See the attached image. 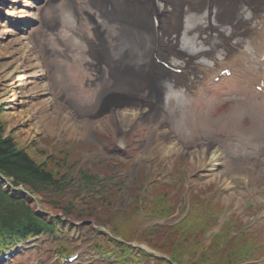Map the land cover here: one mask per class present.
Here are the masks:
<instances>
[{"label":"rangeland","instance_id":"374dc122","mask_svg":"<svg viewBox=\"0 0 264 264\" xmlns=\"http://www.w3.org/2000/svg\"><path fill=\"white\" fill-rule=\"evenodd\" d=\"M19 1L20 0H10L5 2L4 0H0V31L1 29H10L19 35V29L27 28L26 33L30 40L29 47L32 52L34 51V53L37 54L41 66L45 69V74L42 75V79L50 81V92L47 96L50 95L49 97H51V101L53 100L52 102L58 106V113L52 114L53 117H55L54 119H56V121H54L55 123L53 129H49L47 124L45 126L44 123L37 124L35 122L36 119L31 116V112L27 104V95H29L28 91L24 90L21 85L16 86L14 81H12L13 79L5 81L6 83L2 81L4 73L11 69V65L7 67L5 65L7 62L6 56H1L0 120L3 123L5 130L4 135L13 139L16 147L23 148L26 153L36 161L42 160L43 162H49V155L47 154V151L49 150L50 142L54 139L58 140V146H70L72 152L78 150L79 156H77V158H81L84 154L93 151L97 147V142L96 140H86L83 135H81V129L79 126H77V130H75L76 133H72V131H70V126L73 123H79L80 120L79 116L75 113V109L80 111L83 109L91 111L94 118H97V112L100 116L102 115V119L105 117L107 110L98 108L102 101H95L96 94L103 85L105 86L108 84L110 77L116 81L122 77V75H120L122 73L125 74L131 72L132 70H137L141 68L140 66L147 68L150 58L148 55V57L144 55L146 53H142L146 52V50L149 52L147 35L139 29L134 28V30L139 31L140 36L143 37L145 45L143 44L140 46L139 44L140 47L133 48V44L135 43L134 37H126L124 35L122 38L119 36L116 40L119 30L115 24L102 22L96 17L98 20H95V23L86 22L85 26H81L83 30L89 29V31L94 34V30H96L95 24L99 25V29L104 32V40L111 44V53L119 51L122 47L127 46L126 48L131 50L134 49V51L140 56L134 60L130 59V61L125 59L121 63L115 65H113V62L108 64L107 61H103L98 66L100 72L97 80L95 81L94 87L92 89L87 88L82 91L80 85L78 84L80 83V77L77 73L75 75V72L71 70L73 68L67 66V69H64L60 67V64L62 63H60L59 60L56 61L55 59L56 50L61 49L63 51L64 49L66 51H70L71 47L82 48V43H80V40L76 38L77 30L73 27L72 17L65 14L62 10V6L60 7L62 0H51V2H47L43 6L39 7V13L43 17L45 16V18L47 17L55 21V24L49 28L47 25L40 24L38 21L26 24L27 19L23 20V18L18 17L15 12H9L11 9L18 6L17 3H20ZM84 8L85 6L81 7V10ZM160 8L161 5H159V9ZM187 11L188 10L185 8L184 12ZM237 11L240 10L238 9ZM203 14L205 13H201V15L185 14L184 18L185 21L186 17H191L195 21L198 20L200 25V23L203 24L204 22ZM231 18L234 23H240L238 14H234L232 17H229V24L231 22ZM93 19L95 18L93 17ZM22 21L25 23H22ZM182 25H184V22ZM30 30L32 31L30 32ZM73 31H75V36L73 35ZM199 31L200 29L198 28V30L194 33H199ZM205 36L206 38H203L206 40L207 46L212 42L217 43L216 40L220 39L219 37H216L214 32H208V35L205 34ZM193 37L194 40H192V43L187 48L186 52L189 56H193L195 54L194 50L197 49L196 44L198 42V38L196 39V37L198 36L193 35ZM163 38L165 40L168 39V37ZM170 39L171 43L173 42V44L179 46V43L175 39ZM235 39L238 41L240 40V37L236 35ZM202 42L203 41L200 43ZM178 46L176 48H178ZM179 51L182 54L185 53L184 51ZM184 58L185 55H182L181 59L173 58L174 64L183 66L184 62L182 59ZM61 61L63 62V60ZM201 61L202 59L199 60V62ZM201 67L202 65L199 63V66L197 68L195 67V69L189 74V77L193 81H199L196 77L205 80L203 78V74L200 73L201 71L203 73L205 72V75L207 76L212 74L213 67L204 65L203 69H201ZM205 68H208V70ZM113 70L116 71L113 72ZM111 72H113L114 75H112ZM117 73H119V76L116 77ZM16 74L17 73H14L13 76H17ZM124 78H126V80L128 79L127 77ZM158 83L161 96H155L149 90L148 86L142 85V87H140L136 83L133 84L141 94V96H138H140L142 100L145 99L146 102H150L159 113L163 114L161 118L154 117L148 121L143 120L141 122H146L149 126V129H147L145 134V129L142 131L143 126L139 129L141 138L144 139L141 150L146 151L148 154H157L156 158L158 159H155L152 163H140L133 171V175H135L138 180L151 179L153 177L155 178L158 166L165 163L166 168L170 170V174L172 176L181 179L183 178V185L190 188L192 184H195L194 188L191 189L190 192L194 201H203L207 197H213L209 207L213 205L212 207L216 208L221 205H226L223 208L230 209L235 205L234 200L226 204L222 201V196L227 194V192H233L235 199H237L236 197H240L238 201L240 207L238 209L245 213L243 215L245 217H243L242 220L246 221L252 212V218L255 220L258 213L264 212V101L259 104L247 103L248 105H244L245 107L243 104H231L227 101V103L225 102L222 104L223 102L220 101V103L218 100L213 98L208 99L207 96H205L207 91L205 95L202 94L196 97L202 89V83L197 84L198 92L196 94H190L187 92L183 93L180 90H175L171 85L167 87V82L162 79L156 82V87ZM12 94L17 96L16 99L11 98ZM169 100H171V104L169 103ZM231 101L233 102V100ZM65 113L70 114L69 119L64 118L63 114ZM109 121L114 124L112 119H109ZM161 128H166L167 132L163 133ZM126 134L127 133L124 131L120 133V140L122 142L127 141V137H131L130 135L126 136ZM145 139L147 141H145ZM169 140L178 142L179 146L182 148L179 150L178 148H175L174 153L176 154H174L173 157L169 156V154L166 155L163 149V145H165ZM29 142H31V144L33 142L34 145L32 146L28 144ZM203 147L205 148L203 150H206V154L210 148H218L222 152V163L217 168L222 170L225 176L239 174L244 175L246 179L232 178L229 181L232 184L226 187L223 183L218 182L220 181L219 177H213V180L208 182L206 178L212 177L213 175L211 174L215 173L217 168L207 172L208 169L206 162L208 160V154L202 155V157H200L201 160L198 161V155L201 154ZM193 148H198V150L196 153L191 154L190 150ZM200 171L206 172L207 175L202 178L199 177L200 179H195L193 176H197ZM10 182V177L6 178L0 175V183L8 186V183ZM175 183H177V181ZM218 183H220V190L215 187ZM173 186L174 185L171 184L167 187L157 183V185H155L147 195L148 200L146 199L145 201L146 205H149V202L150 205H153L154 200L151 199L155 197L157 200H161L160 204H167L165 203L167 201L166 196L169 193L168 191L171 190ZM9 188V190H11V187ZM13 188L15 189L11 191L25 197L27 199V204L34 211H47L51 215L60 214L58 209L52 208L45 203L44 197L41 198L40 194L34 193L37 191L31 190L28 194L27 186L20 184L14 186ZM222 188H225L226 190L223 191L221 190ZM180 196H178L179 198H172L171 202L177 201L178 203L181 198ZM255 202H257L256 205ZM157 203H159V201H157ZM249 205L252 207L249 208ZM254 205L258 208V210H254ZM143 206H145L144 202ZM199 208L200 206H193L192 212L199 210ZM248 209H250L251 212ZM118 213V217L121 219L114 218L113 222L119 228L122 227L124 230H128L133 229V226H139L138 232L140 233L142 229H146V218H143V223L137 226L136 221H134L136 218L132 217L131 214L123 212ZM69 218L71 219H68L67 221L70 224L80 221L72 218L71 216H69ZM259 225L261 227V236L262 233H264V222L259 221ZM183 243L184 241H181L179 238L177 243H173V246L176 244L183 245ZM202 244L203 243L199 245L201 246ZM89 254H91L90 250L86 255L88 259L97 257V255L89 256ZM20 255L22 258H19V261L16 260L17 257L14 259L16 264H20L24 261L27 263V260H29V262L32 260L30 263L32 264L35 261V256L30 254V252H21L19 256Z\"/></svg>","mask_w":264,"mask_h":264},{"label":"bare ground","instance_id":"6f19581e","mask_svg":"<svg viewBox=\"0 0 264 264\" xmlns=\"http://www.w3.org/2000/svg\"><path fill=\"white\" fill-rule=\"evenodd\" d=\"M5 2H8L10 0H4ZM48 0H45V2ZM207 2V0H204ZM232 3H236L237 0H228ZM256 0H249V3L255 4ZM20 3H17L18 6L14 7V9H11L9 12H15V14L18 15V17L27 19V21H38L40 24H45L48 25L51 22L47 20L45 17H43L39 13V8L36 7L30 0H20ZM47 3V2H46ZM214 6H217L219 3V0H213ZM230 3V4H232ZM245 4V3H244ZM181 6H179L180 8ZM259 7H261V3L259 4ZM142 9V10H141ZM146 12V10L143 8V6H139V11ZM122 11L125 13L126 9H122ZM122 13V14H124ZM134 13H138L137 10H134ZM169 18H172V15L168 16ZM140 17L135 18V20H132V24L134 22H137ZM169 18H164L162 17V22L164 21H169ZM125 23L128 24L129 20L123 19ZM91 22L95 23V19H91ZM147 22H149L150 26H153V23L151 18L148 17ZM158 23V22H157ZM156 23V28L155 30L160 31L162 34H168L170 32L178 31L181 26L178 24L176 21H172V25H166L164 23ZM99 25L95 24L96 30H94L98 36V40L100 41L101 45V51H100V57L101 59H107L109 63L113 62V65L121 63L123 60L130 61V59L134 60L138 58V54L133 50L122 47L119 49V51L112 52L110 51L111 44L107 43V41L104 40V32L99 29ZM138 26V24L136 25ZM123 28V35L126 37H134L135 43L133 44L134 47H140L143 44L145 45L144 39L142 36H140L139 31H135L133 27H122ZM142 28V27H141ZM20 34L17 35L15 31H12L10 29H1L0 31V57L1 56H6L7 62L5 65L8 67L11 65V69L6 71L3 75V82L6 83L5 81L13 79L16 86H23V89L28 91L29 95H27V104L29 106L31 116L36 119V123H44L45 126L47 124V127L52 128L54 126V119L52 114H57V105H55L51 101V97L47 94H49V81L42 79V75L45 74V69L41 66L40 60L37 57V54L32 52L31 48L29 47L30 45V40L27 35V29H19ZM144 30L147 32L148 35H151L152 29L149 28H144ZM32 30H30L31 32ZM186 32V30L184 29ZM120 36V35H119ZM122 38V36H121ZM136 38V39H135ZM151 41H158L157 36H151L148 38ZM192 39L191 37H186L183 35L181 37L180 45L183 49V51L187 52V48L189 47V44L191 43ZM162 43V42H161ZM140 44V46H139ZM93 45V43H92ZM94 46V45H93ZM174 45L172 44H167L166 46L161 47L159 44V51L161 56H166L165 52H174ZM148 49V48H147ZM156 46L154 49H152L151 52H155ZM148 50H146V55H148ZM262 52V51H261ZM176 52L175 54H177ZM180 54V53H178ZM145 55V54H144ZM186 55V54H185ZM100 59V60H101ZM187 68L191 70L193 66V62L188 61L186 62ZM141 68L137 70H132L131 72L120 74L122 75L121 78H117L118 81H121V83H126L131 82L132 84L136 83L140 87L142 85H145L152 90L156 91L159 88V83L157 87L154 85V82L159 79L158 76H155L153 74V70H156L154 65L149 61L147 68H143L144 66H140ZM119 70V69H117ZM116 71V70H115ZM113 70V72H115ZM112 75H114V73ZM14 73H17V76H13ZM130 73V74H129ZM119 76V73L116 74V77ZM13 77V78H12ZM127 77L128 81L126 80ZM223 83H227V80L225 79H219L217 85H214L212 87H218ZM45 95V96H42ZM16 95L12 94L11 98L16 99ZM101 104H99L98 108L106 109L107 114L105 115V118L102 119V115L98 117L97 115L99 114L97 112V118H94L93 114H91V111L88 110H81L77 111L75 110V113L77 116H79V123H73L70 126V131L72 133H76L75 130H77V126L80 127L81 129V135L86 140H96V138L103 137L101 135H95L93 133V129H99L103 132L104 136H117V134H120L122 131L126 132L127 135H131L132 130L135 127V121H148L151 118H161L163 114L159 113L157 109H155L150 102H146L145 99L142 100L141 97L139 96H133L128 93V91L124 90L122 92H112L109 91L107 95L101 100ZM228 103H233V104H242L238 103V101L233 100H222V104L225 102ZM220 102V103H221ZM226 102V103H227ZM52 106V107H50ZM244 106V104H243ZM245 107V106H244ZM72 109V108H71ZM53 110V111H52ZM96 112V111H95ZM21 113V112H20ZM66 114V115H65ZM64 118L69 119L70 114L65 113ZM104 115V114H103ZM30 116V117H31ZM51 117V118H50ZM53 117V118H52ZM93 117V118H90ZM109 119H112L113 123H110ZM141 123V122H140ZM97 125V126H96ZM106 127V129H105ZM161 131L163 133L167 132L166 128H161ZM178 148V150L181 148L178 144V142H175L174 140H169L165 145H163V149L165 151V154L168 155L170 151H172L174 148ZM182 149V148H181ZM204 147L202 148L201 154L198 155V161H200V157L202 155H207L208 154V160H207V172L217 168L221 163H222V152L218 148H210L208 149L206 154V150ZM198 148H193L190 150L191 154L196 153ZM239 174H232L225 176L223 174L222 170H219L218 168L216 169L215 173L213 174L212 177L206 179L208 182L210 180H213V177L220 178V183H223L224 186H229L232 183L229 182L232 178H241V179H246L244 175H239ZM237 199L234 198V193L233 192H227V194L222 196V201L224 203H229L230 201L234 200L235 205H237L239 198L236 197ZM234 205V206H235Z\"/></svg>","mask_w":264,"mask_h":264},{"label":"trees","instance_id":"16d2710c","mask_svg":"<svg viewBox=\"0 0 264 264\" xmlns=\"http://www.w3.org/2000/svg\"><path fill=\"white\" fill-rule=\"evenodd\" d=\"M3 123L0 120V174L11 177L13 184H27L29 181H43L50 179V168L47 164L37 165L25 151L19 150L13 139L4 135ZM15 208L14 211H12ZM26 209L22 202L9 198L0 187V213L9 218ZM4 215V216H5ZM24 225V224H23ZM27 235V227L23 230Z\"/></svg>","mask_w":264,"mask_h":264}]
</instances>
